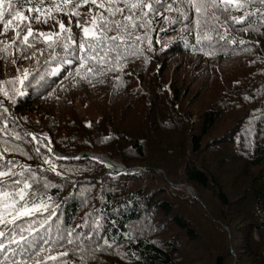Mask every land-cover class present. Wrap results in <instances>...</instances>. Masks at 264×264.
<instances>
[{
  "label": "trees",
  "instance_id": "trees-1",
  "mask_svg": "<svg viewBox=\"0 0 264 264\" xmlns=\"http://www.w3.org/2000/svg\"><path fill=\"white\" fill-rule=\"evenodd\" d=\"M37 2L31 0L29 4L28 0H11L17 6L15 10L30 17L32 29L37 30L50 23L61 31L60 21L63 20V24L69 21L65 28L70 29L75 45L69 46L67 59L70 62L64 63L63 46L49 48L41 39L42 42L36 45L41 58L33 70L27 69L31 75L23 84L14 78L22 75L24 70L18 73L16 64L2 65L0 105L4 103L18 121L15 124L5 114L4 137L15 134V140L19 141L30 135L24 133L25 130L37 134L47 132L50 146L63 155L57 157L51 154V160L67 168L75 163L90 162L106 168L91 158H74L78 153L92 151L113 159V155L106 153V148L114 153L117 150L124 159L135 155L133 158L144 165L138 171L112 176L113 180L106 181L103 191L98 190L88 196L74 195L62 189L60 183L68 182V177L57 180L52 172L46 174L45 168L30 164L29 171H40V175L35 181L26 173L24 181L30 187L24 190V201L21 202L15 192L11 194L19 208H31L34 203L44 206L30 215L15 219L6 214L11 209L2 212L0 208V218L4 220L0 223V232L4 233L0 237V243L4 244L0 264H18L21 260L26 264H264V5L260 0H257L258 4L256 1L251 4L250 7L255 8L251 12L247 7L240 12L234 8L230 10L234 17L245 16V13L250 15L245 16L242 22H235L240 27L237 39L230 32L224 41L206 34L201 38L200 32L208 31L211 24L218 23L217 18L202 20L196 29L190 16L184 21L190 24V29L184 31L185 37H173L181 27L164 17L171 14L182 17L186 8L179 0H163L164 7L154 4L160 12L158 31L133 28L129 22L122 20L121 14H117L116 18L128 24V28L116 29L114 24L111 25L107 35L117 36V39L96 44L104 63L89 60L79 69V74L81 28L85 22L91 24L97 12L106 17L108 13L102 8L97 9L90 0L82 4L80 0H75L80 4L75 8L78 16L73 15L71 10L67 14L53 12L54 18L45 23L43 14L39 21L36 19ZM131 2L133 0H128V3ZM196 2H202L204 11L211 12V16L215 8H219L218 0ZM168 5H172L171 11L165 10ZM29 6L33 8L31 13L27 11ZM119 6L124 8L123 0ZM90 7L92 12H89ZM7 8L8 0H5V21L10 19ZM132 11L136 13L133 19L138 25L140 17L145 16L141 15L140 9H129L123 15ZM152 13L149 10L146 16ZM78 23L80 27H77ZM8 32L15 33L12 26L3 34ZM1 35L0 51L13 41L17 43V37ZM68 36V32H62L61 41L67 43ZM157 39L159 43H156ZM101 48L107 51H101ZM53 51L57 56H51ZM247 54L249 57L244 58ZM239 56L243 57L238 62L239 68L242 67L245 74L224 87L220 62ZM173 58H181L186 73L177 75L183 66L172 63ZM0 59L1 64L3 56L0 55ZM89 67L94 68L95 74L88 71ZM54 68L56 70L52 71ZM168 69L172 73L166 78ZM199 78L211 82L197 85ZM133 79L138 87L121 94L120 98L126 97V100L119 109L112 106L120 98H112L109 90L104 93L99 91L107 85H102L103 82L118 88L123 81ZM75 85L97 90L93 102L108 114H104V121L90 117L85 120L72 118L67 109L75 104V99H72L78 92ZM201 92L204 97L198 105ZM208 95L212 98V107L206 108L204 103H209H206ZM83 103L86 107L89 105V102ZM60 106H64L63 110L56 109ZM6 107L0 106V112H4ZM24 109L27 114L21 113ZM131 110H134L131 117L135 119L136 112L143 114L146 110L153 114L150 133L144 129L147 122L134 128L125 121L127 111ZM156 110L162 113L160 122L154 118ZM175 111L182 113L174 118V124L164 121L169 115L174 116ZM192 115L197 116V121ZM116 118L120 121L114 123L110 120ZM141 120L144 121L145 116ZM223 122L232 123L228 133L206 142L208 134ZM107 123L112 127L107 128ZM122 129L136 133L130 140V152L120 140ZM172 129L179 130L181 138L163 133ZM36 141L39 152L48 148L42 139ZM138 163L125 159L123 165L134 168ZM90 169L89 176L77 175L75 179L82 180V185L95 187V182H101L99 179H105L106 174L100 176L103 172L98 173L94 165ZM156 171L162 173L166 181V185L160 188L153 184L154 179L159 178ZM143 174H149L152 182L136 186V178ZM41 176L51 183L46 190L38 186ZM187 186L196 198L185 192ZM20 188L24 189L23 183ZM47 207L56 209L58 216L53 218V221L57 220L55 224L43 214ZM160 219L168 226L164 227ZM9 220L12 223H8ZM76 226L78 231L73 234V241L65 238L62 233H69ZM82 231L80 240L77 232L81 234ZM13 234L15 243L11 242ZM20 236L24 239H19ZM93 238L98 243L92 256L83 255L80 248L75 247ZM114 252L118 253V260L107 257ZM51 256L56 259H48Z\"/></svg>",
  "mask_w": 264,
  "mask_h": 264
},
{
  "label": "rangeland",
  "instance_id": "rangeland-1",
  "mask_svg": "<svg viewBox=\"0 0 264 264\" xmlns=\"http://www.w3.org/2000/svg\"><path fill=\"white\" fill-rule=\"evenodd\" d=\"M203 9V8H202ZM196 11L195 10H189L186 9L183 12V15L181 18L176 17L175 15L171 14V16H167L168 17V21H170L171 23L176 24L177 26H180V32L172 35L173 37H177L178 35L184 36V31L185 30H189L190 29V24L186 23L184 21H186L190 15H193ZM26 16V15H24ZM27 17V16H26ZM29 17V16H28ZM140 21L137 25V29L139 30H144L146 32H150L151 30L154 31H158L160 29L159 26V22H160V17L157 15L149 14V16H145V17H140ZM209 19H212L211 16H209ZM144 21L145 23V27L141 28L139 27V24L141 23V21ZM150 21V23H149ZM18 22L19 23V27L16 28V31L21 32V36L17 37V43L11 44L9 47H7V52L5 53V51H0V55L3 56V62L0 64V70L2 65H7V64H16L17 69L19 70H24V69H29V70H33L35 67L36 63L38 62V59L41 58L39 51V48L36 47V45L41 41V37L38 36V33L43 32V33H56V32H61L59 31V28L56 26H53L50 23H46V25H43L41 27H39L37 30L33 29V36H35L36 38L33 39V37H29V43H31L33 46L32 47H27V45L21 43V39L24 33L27 32V24L30 23L31 25V21L30 19L28 21L25 22H20V21H13V25ZM60 23H63V20L60 21ZM69 24L66 23L64 26H68ZM3 29V24H0V30ZM4 32V31H3ZM3 37H8V38H14L15 33L13 32H8L6 34H2ZM1 35V36H2ZM20 48L23 49V51H16L15 49ZM33 53H35V56H33ZM25 57H28L27 59ZM249 54H247L246 56H244V58H248ZM243 57L239 56V57H232L230 59H227L226 62H220L222 64L223 67V72L224 75H221L223 77V82H224V87H226L228 84L231 83V81H236L238 80L237 78L239 76H242L243 74H245V72H243V68H239L240 64L238 63ZM13 59H15V63H12ZM173 62L172 63H177V64H182L181 62V58H173ZM0 61H2V59H0ZM193 61V60H192ZM6 69V67H4ZM7 70V69H6ZM6 70H3L4 72ZM172 73V70L169 69L167 70L166 74V78L169 77ZM183 73H186V70L183 67L180 68V70L177 72V75H182ZM220 76V75H217ZM2 78V75L0 74V80ZM218 79V78H216ZM199 80L197 85H199L200 83H206V82H211V80L205 79V78H199L197 79ZM219 80V79H218ZM241 80V79H240ZM116 83V82H115ZM107 84L105 86L104 90H99L100 92H105L107 90H109V93L111 95L112 98L114 99H119L121 94H125L128 90H130L132 87H134V89H136L137 86V82H134V79L131 81H123L120 84V87L118 88H114L112 87L108 82H103L102 85ZM117 84V83H116ZM76 89L78 92L75 93V95L73 96L72 99H75V104L72 105V108L67 109V111L72 115V118H74V120H85L88 119V117L90 118H94V119H101L102 121H104V114L106 116H108V114L105 113V111L103 112L101 109L97 108L94 104V97L97 95V90H89L87 89L86 86L84 85H75ZM192 89V86H189ZM193 92L194 89H192ZM201 96L202 98L200 99V102L198 103V105H200L202 103L203 97H204V93L201 92ZM211 96L208 95L206 97V103H204V107L209 108L212 107L210 101H211ZM126 100L125 98H120V100H117V103L112 106L115 109H119L120 106L123 104V101ZM83 102H89V105L86 107V105H84ZM96 102H98L96 100ZM99 103V102H98ZM4 104V103H2ZM64 106H60L56 109L59 110H63ZM86 107V108H85ZM6 110L3 112H0V170H3L5 172H7L9 169H11L12 172L16 173V175L11 176V179H9L8 177H0V181H2V183H0V187L4 190L7 191L9 193L11 192H15V189L13 188L12 185V181L14 180H20L22 183L25 180V176L26 173H29L33 179L36 181L37 176L40 175V171L39 172H30L29 169L31 167V165H37L40 168H45L46 169V174L47 172H52L53 174H55L57 177L56 179H61L64 177H68L70 180L66 183H60V187L62 189H65L67 191L73 192L74 195H79V194H85L90 196L91 193H96V191L98 190H104V188L106 187V181L108 180H113L112 176H114L108 169L103 168L102 166L90 162V163H75L71 168H67L64 165L61 164H56L54 161L51 160L50 156L51 153L49 152V149H45V151H40L37 150V139L35 137H33V133L35 132H31L29 131L30 135H28V138L25 139H20L19 141L15 140L14 135H9V136H5L4 137V131L6 129L5 125H6V121H7V117L5 116V114H8V117L10 119V121L14 120V122H18L17 120L13 119L10 115H9V110L6 107ZM52 110H56L54 108H51ZM134 110L131 111H127V115L125 117V121L130 122V124L134 127H141L142 123L147 122V127L144 128L146 129V133H150L151 132V125L153 120V114L148 113L146 110H144L141 114L139 112H136L135 117H131V114L134 116ZM21 113L23 114H27L28 111H26L25 109L23 111H21ZM182 112H178L175 111V115L173 116V114L169 115L168 118H164V121L166 122H170L174 124V118H177L181 115ZM118 116V114H116ZM145 116V120L142 121L141 118ZM29 118H31L32 116H28ZM157 121H159V118H163L162 117V113L160 111L156 110L155 113V117H154ZM193 119H196L197 121V116L196 115H192ZM112 122H119L120 119L116 118V119H110ZM15 122V124H16ZM160 122V121H159ZM177 124H175V126L177 127ZM10 128H12L11 125H9ZM112 127L111 124L107 123V128ZM13 128L15 129V125H13ZM232 128V123H220L216 128H214L209 134L208 136L205 138L206 142H211L212 139L216 138L217 136H222L224 137L228 131ZM164 129V128H163ZM177 129V128H176ZM123 130V129H122ZM12 130H10L11 132ZM115 132L121 133L120 134V140L123 144V146L126 148V150L128 152H130V148H131V138H133L135 136V132L134 131H130L128 129L123 130V131H118V130H114ZM177 132V133H176ZM163 133L167 136H171V137H176V139L181 138V134L179 130H169L167 132H165V130L163 131ZM37 134V133H36ZM45 135L48 136L47 132L42 131L41 133H39V135ZM125 143V144H124ZM207 145V143H206ZM106 153L113 155V159H110L113 162H116L118 165L123 164V162H125V159L128 160H133L139 163L135 164L136 166H134L133 169H137V171L139 169H141V166L144 165L143 163H140V160L134 159L133 155L132 157H128V158H123L122 156H120L119 152L116 150L115 153L110 151V148H106ZM96 153V152H95ZM99 154H102L100 152H98ZM79 154V153H78ZM105 155V154H104ZM47 161V162H46ZM31 164V165H30ZM94 165L97 170L99 171L98 173L103 172L100 176L104 175V173L106 174L105 179H99L101 182H95V187L92 186H85L82 185L83 181L82 180H78L75 179L77 175H83V176H89V173L92 172V170L90 169V166ZM158 173V171H156ZM157 177L154 179V183L155 185H158L159 188L162 187V185H166V181L164 180L163 174L162 173H158ZM137 180L134 182L136 183V186H140L143 183H151L152 182V178L150 177L149 174H143L138 176V178H136ZM38 186L41 187V189L45 188V190L47 189L48 186L51 185V183L48 180H45L43 178V176H41L38 179ZM130 183H132V181H128ZM164 182V183H163ZM21 183V184H22ZM182 183H185V181H183ZM20 184V185H21ZM19 185V187H20ZM189 187V186H188ZM180 188V187H179ZM190 188V187H189ZM181 189V188H180ZM191 189V188H190ZM185 192L189 193L188 190ZM181 194V193H180ZM43 214L45 215V217H50V222H53L54 224L56 223V221H53V218H56L57 212L56 209L52 208V207H47L44 211ZM157 217H161V214H157ZM159 222L164 224V227L168 226V224H165L163 222L162 219L159 220ZM74 228V227H73ZM72 228V230L69 233H62L64 235L65 238L73 241V234L75 233V231H78V227L76 226L74 229ZM83 233L84 231L81 232V234H79L77 232V237L81 238L83 237ZM83 245L81 246H75L80 248V250L82 251L83 255L87 254V257L92 256V254L94 253V247L97 245V240L95 238H93L92 240L88 239L87 241H83L82 242ZM181 244V243H180ZM241 245V243H238ZM233 248V247H232ZM234 249V248H233ZM41 253V252H40ZM111 256L112 258H114L115 260H118V253L114 252V253H110L107 255Z\"/></svg>",
  "mask_w": 264,
  "mask_h": 264
},
{
  "label": "snow or ice",
  "instance_id": "snow-or-ice-1",
  "mask_svg": "<svg viewBox=\"0 0 264 264\" xmlns=\"http://www.w3.org/2000/svg\"><path fill=\"white\" fill-rule=\"evenodd\" d=\"M124 2V8L122 9L119 4L121 3V0H90V3L95 5L97 9H103L104 12L108 13V16H104L103 13L97 12L95 15L92 17L91 24L85 22L84 26L81 28L82 36L81 40L79 42V51L81 53L80 56V63L77 66L78 68V74H79V69L84 67L87 61H99V63L103 64L104 63V57L100 56L99 52L96 50V44L99 42L100 44L105 43L108 40L115 41L117 39V36H108L107 31L110 29L111 25H115L116 29H120L123 27L124 29L128 28V24H123V21H127L131 24V27L135 28L137 25L135 24V21L133 17L136 15L134 11L130 12L129 15H123L124 11H127L129 9L135 10V9H140L141 10V15L146 16L147 11H152L154 15H160L159 10L154 7V4L160 5L161 7H164L163 0H151V2H145V0H133V2L128 3V0H123ZM175 2V0H173ZM189 3L190 7L194 8L197 14L201 13V10L205 5L203 3H197L196 0H187ZM215 2V0H213ZM28 3H31V0H28ZM47 3V7L45 8L44 5ZM82 3H89V0H80V4ZM220 4H224L227 7H234L237 10L244 9L247 4L245 2H242V0H219ZM260 3L264 5V0H260ZM80 4L76 3L75 0H59V2H49V0H38L35 11L37 13L36 19L39 21L40 15H44V22L46 23L49 19L54 18L52 13L53 12H63L64 14H67L69 10L72 11L73 15H79L78 12L75 11L76 7H79ZM16 5L11 3V0H8V8H7V15L10 17L8 20H4L3 17L5 15L6 9H5V0H0V23L3 24V29L0 30V34H3V31H6L9 26L13 27V31L15 32L16 37L21 36V32L16 31V28L19 27V23L16 25H13V21H20V22H25L30 19V17L24 16L20 11L15 10ZM166 11H171L172 10V5H168L165 8ZM27 11L31 13L33 11L32 7H28ZM89 12H92V8H89ZM117 14L122 15V20L117 19ZM183 14V13H182ZM250 15V13H245V16ZM245 16H239V17H231L235 22H242L245 20ZM164 19L167 21L168 17L165 16ZM150 23V21H149ZM61 32H56V33H43L40 32L38 33V36L43 38L45 41L47 47L49 48H54V46H63L65 49V58H63L64 63L70 62L67 59L68 52H69V46L70 45H75V41L72 39L71 34H70V29H66L63 23L59 24ZM77 27H80L79 23L77 24ZM139 27L144 28L145 23L142 20L141 23L139 24ZM27 32L23 34L21 43L27 45V47H32L33 45L29 43V37H33L35 39L36 37L33 36V29L29 24H27ZM62 32H68L69 36L67 37L68 42L64 43L61 41V33ZM224 37L221 36V39ZM122 39V37H121ZM139 39V37H137ZM199 39V37H197ZM231 42V41H230ZM13 46L15 44V41L12 42ZM156 43H159V40L157 39ZM243 43V41H241ZM16 51H23V49L17 48L15 49ZM74 51V47L72 49ZM149 50H151V47H149ZM5 53L7 52V48L5 47L4 49ZM101 51H107L104 48H101ZM33 56H35V53H33ZM52 57L57 56V53L53 51L51 53ZM26 59L28 57H25ZM119 59V57H117ZM12 63H15V59H13ZM56 69L54 68L52 71H55ZM89 72L94 73V68L89 67L88 68ZM17 72L19 73L20 70L17 69ZM95 74V73H94ZM31 74L28 72L27 69H24L22 75H17L15 77V80H18L21 84L24 83L25 80L28 79V77ZM11 82V81H9ZM7 95V93H5ZM2 158V157H0ZM47 162V161H46ZM16 175V173L12 172L11 169H9L7 172L0 170V177H8L11 179V176ZM2 183V181H0ZM22 182L20 180H14L12 181L13 188L15 189V195L20 197V201H24V190L28 189L30 185L28 184L27 181H23L24 184V189H21L19 185ZM0 198H3L5 201L11 200L10 203H5L3 206L4 208L11 209V212H6L7 215H11L13 219L21 216V215H30L33 211H37L39 208L43 207V204H33L31 208L25 206L23 208H19L18 202L14 199L11 193L7 191H0ZM19 208V210H17ZM0 223H4V220L0 218ZM8 223H12V220H9ZM13 240L11 241L12 243L17 242L15 239V234ZM4 233L0 232V237H3ZM19 239L23 240L24 237L20 236ZM4 248V244L0 243V249ZM43 250V249H42ZM60 255H66V253H61ZM48 259L55 260V256L48 257ZM18 264H26L25 261L21 260L18 262ZM39 264V262H37Z\"/></svg>",
  "mask_w": 264,
  "mask_h": 264
},
{
  "label": "water",
  "instance_id": "water-1",
  "mask_svg": "<svg viewBox=\"0 0 264 264\" xmlns=\"http://www.w3.org/2000/svg\"><path fill=\"white\" fill-rule=\"evenodd\" d=\"M35 135V134H34ZM38 138H42V139H44L46 142H47V144H48V148L50 149V151H51V153L53 154V155H55V156H59V157H62L63 155L61 154V153H59V152H57L54 148H52L51 146H50V142H49V140L46 138V137H39L38 136ZM74 158H81V159H84V158H88V159H93V160H95V161H97V162H100V163H104V161H103V158H105L104 157V155H102V154H99V153H95V152H92V151H89L88 153H79V154H77L76 156H74ZM73 158V159H74ZM107 161L108 162H110L111 164H113V166H114V168H112V169H108L110 172H112V174H121L122 172H130V173H132V172H134L135 170H137V169H129V168H126L124 165H122L123 167H122V169H118V168H115L118 164H116V163H114V162H111L108 158H107ZM186 189L188 190V192L190 193V195L192 196V197H194V198H196V196L194 195V193L191 191V189L187 186L186 187Z\"/></svg>",
  "mask_w": 264,
  "mask_h": 264
},
{
  "label": "bare ground",
  "instance_id": "bare-ground-1",
  "mask_svg": "<svg viewBox=\"0 0 264 264\" xmlns=\"http://www.w3.org/2000/svg\"><path fill=\"white\" fill-rule=\"evenodd\" d=\"M105 157V156H104ZM109 159V158H108ZM110 160V159H109ZM103 161L104 163H102L105 167H107L108 169H112L114 168L113 164H111L110 162L107 161V157L103 158ZM111 161V160H110ZM113 162V161H111ZM116 163V162H114ZM117 164V163H116ZM123 166L121 165H117L115 168H118V169H122Z\"/></svg>",
  "mask_w": 264,
  "mask_h": 264
},
{
  "label": "clouds",
  "instance_id": "clouds-1",
  "mask_svg": "<svg viewBox=\"0 0 264 264\" xmlns=\"http://www.w3.org/2000/svg\"><path fill=\"white\" fill-rule=\"evenodd\" d=\"M237 34H238V32L236 31L235 34H233V36L236 38Z\"/></svg>",
  "mask_w": 264,
  "mask_h": 264
}]
</instances>
